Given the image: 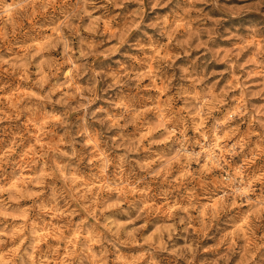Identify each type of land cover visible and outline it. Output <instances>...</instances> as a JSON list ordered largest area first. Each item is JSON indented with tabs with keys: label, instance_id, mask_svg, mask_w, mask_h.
Instances as JSON below:
<instances>
[{
	"label": "clouds",
	"instance_id": "obj_1",
	"mask_svg": "<svg viewBox=\"0 0 264 264\" xmlns=\"http://www.w3.org/2000/svg\"><path fill=\"white\" fill-rule=\"evenodd\" d=\"M0 264H264V0H0Z\"/></svg>",
	"mask_w": 264,
	"mask_h": 264
}]
</instances>
